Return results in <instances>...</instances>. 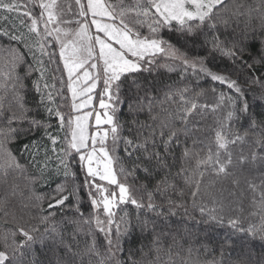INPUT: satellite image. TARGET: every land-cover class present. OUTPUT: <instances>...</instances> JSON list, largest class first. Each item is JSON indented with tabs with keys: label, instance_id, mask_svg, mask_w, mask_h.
<instances>
[{
	"label": "trees",
	"instance_id": "obj_1",
	"mask_svg": "<svg viewBox=\"0 0 264 264\" xmlns=\"http://www.w3.org/2000/svg\"><path fill=\"white\" fill-rule=\"evenodd\" d=\"M214 12V28L205 23L190 35L173 22L161 29L159 40L240 92L166 59L115 84L117 176L144 205L123 204L124 233L115 256L93 223L78 156L67 155L61 174L37 165L53 138L68 148L74 112L60 53L54 44L39 50L36 40L12 33L15 24L0 22V251L11 254L24 242L20 230L36 240L11 264H264L262 190H249V181L264 185V0H226ZM139 31L150 35L147 28ZM218 130L229 141L242 138L229 144L228 178L197 168L209 147L215 151ZM11 160L18 166L9 167ZM233 220L239 232L230 227ZM249 229L255 239L247 234L239 243Z\"/></svg>",
	"mask_w": 264,
	"mask_h": 264
},
{
	"label": "snow or ice",
	"instance_id": "obj_2",
	"mask_svg": "<svg viewBox=\"0 0 264 264\" xmlns=\"http://www.w3.org/2000/svg\"><path fill=\"white\" fill-rule=\"evenodd\" d=\"M74 4L77 6L76 15L80 18L77 20H67L63 17L65 12L63 9L59 13L56 12L58 7V0H27L30 9L32 7H38L42 9L38 18H32L30 15V10L23 13H17L22 17L30 20V26L28 28L29 32L36 35H40L39 25L42 24L43 32L45 33V38L52 35V30L49 29L48 25L53 24L55 26V31L59 33L61 31L59 24H76L77 29L74 33L64 32L63 35L74 36L71 43L63 44L60 56L64 58V68L67 69L68 80L72 84H83L88 85L89 80H92L90 87L81 88L77 92L76 88L69 85L72 99H78L81 96H88V94L95 90L97 83L100 81V75L97 74L95 77L90 74L88 70L83 71L82 76L78 77L76 80L73 78L76 76L81 69L85 68V65L93 72L98 67V64H102L101 72L106 77L104 79V94L109 92L112 87V83L120 80L122 75L128 73H137L142 70L147 71V68L142 69L139 66L140 61H145L146 64H152L154 61L152 59H147L146 57H156L158 54H164L161 52V46L167 50V55L170 59L184 63L185 57L180 56L177 51L167 44L166 41L159 40V33L161 29L166 28L175 22L179 26L177 29L181 32H186L188 34H194V29L202 27L207 23L210 27H215L211 23L212 17L215 15L214 9H217L220 5H224L226 0H73ZM20 7L16 3V0H0V11L13 13L16 9ZM65 8L67 5L64 6ZM7 19V17H4ZM90 26L94 27L95 34L90 35ZM147 28L150 35L143 37L140 34V29ZM4 33H0L3 35ZM103 37V38H102ZM10 39H15V37H10ZM95 53V54H94ZM229 55H235V53H228ZM186 68H191V64H184ZM200 71H204L205 74L213 80H218L220 83H225V78L216 76L211 72H207L205 69L201 68ZM111 82V83H110ZM229 88H235L236 92H240V88L234 83L230 82L227 85ZM118 87V85H117ZM111 95L108 99H111ZM19 100V97L16 98ZM92 98L89 97L86 103L74 105L75 111L79 112L84 107H91ZM101 109L109 107L103 102V95L101 97V102L99 103ZM196 105H191V110L185 109L181 116V122H186L185 118L192 114V111L196 109ZM243 111L247 112V105L244 106ZM59 120L63 121L65 118L56 113ZM91 113L88 115L77 116L75 121L69 119L68 124L75 126V131L71 132L69 135L71 140L68 144V148L79 153L82 149L87 148L89 136L87 135L86 122L88 121ZM105 120L101 121L100 114L95 116L96 126L103 124L112 125V117L108 115V112H104ZM229 119H232V115L229 114ZM110 131L112 133L113 142H116L117 128L111 126ZM99 135V143L102 146L101 154L104 158L108 157V153L103 151V145L105 144L109 133L103 132L94 133V136ZM176 133H171L170 138H174ZM242 140L241 137H237L229 141L222 131H217L215 134V151L209 147L208 152L202 160H198L197 168H204L208 170L211 174L217 177L228 178L233 176L231 172L232 167V157L231 153L228 151L229 144H235ZM93 145L92 155H96L95 145L96 139H91ZM55 143V141H53ZM131 146V141L127 142ZM70 154V152L68 153ZM189 153L185 152V156ZM223 157V159H222ZM11 159V158H10ZM81 160L85 157L81 156ZM255 159V158H253ZM264 162V158H261ZM246 160L238 161L239 164L247 163ZM93 163L91 157L88 158L87 175L93 178H98L100 180H106L108 184H116L117 181L115 176L110 172L109 169L105 168L103 172L94 171L91 166ZM111 163V161H109ZM14 160H11L9 167H16ZM0 171H4V168L0 166ZM121 172L123 170L121 169ZM264 179V178H262ZM237 185L238 180L234 181ZM95 187L94 185H90ZM120 188V204L131 203L137 207H144L142 204H137L134 199H126L125 194L128 189L122 185H118ZM260 188L261 194L259 199L262 204H264V185H256L249 181V190L253 193L257 192ZM96 191L103 193V189L96 188ZM200 192L199 184L196 185V192L193 193L195 197ZM109 195H115L110 193ZM64 199H67L65 197ZM64 199L58 201V204H62ZM94 207L96 201L92 202ZM114 200H109L107 196L101 195V210L107 216V223L97 221V228L100 232L104 233L107 237L111 230L113 224V217L115 215L113 211ZM58 205H51V207H56ZM154 209V205L149 203L148 210ZM123 222V218H122ZM85 223H91L90 221H85ZM230 227L236 229L237 232L240 231L239 221L233 220ZM125 228L127 224L125 223ZM117 232L119 233V226H117ZM24 238V242L17 245L11 254L0 251V264H11L18 256L23 255V250L25 248H30L33 243L36 242L32 235L27 232L20 230L18 233ZM122 234V233H119ZM251 234L252 238L255 239L256 232L249 229L239 239V243L244 242V235ZM13 235H16L13 233ZM259 240L264 242V229L259 230ZM109 244L111 241L109 240ZM119 246L117 245V248ZM95 252V245L89 247L88 253ZM75 255V254H73Z\"/></svg>",
	"mask_w": 264,
	"mask_h": 264
},
{
	"label": "rangeland",
	"instance_id": "obj_3",
	"mask_svg": "<svg viewBox=\"0 0 264 264\" xmlns=\"http://www.w3.org/2000/svg\"><path fill=\"white\" fill-rule=\"evenodd\" d=\"M45 2H47V0H45ZM16 3L19 4L20 7L18 9H16L13 13H7V12L0 11V22L5 24L6 22L9 21V22H12L13 24H15L14 25L15 29L12 31V33L14 35H16L18 38L26 39L29 36L31 39H34V41L36 40L35 41L36 43L40 44V45L38 44L39 50L41 48H42V50H44L45 45L52 46V44H54V45H56L59 53L62 51L61 46L63 44L71 43L73 41L74 36L70 35V36L66 37L65 35H63V33L64 32L74 33L75 30L77 29L76 24H63V23L59 24V27L61 29V31L59 33H57L55 31V26L53 24H49L48 27L50 30H52V35L48 36L47 38H45V33L43 32L42 24L39 25L40 35H36L34 33L29 32L28 28L30 26V20L25 18V17H22L20 15H17V13H23L25 11L30 10V15L32 16V18H38L42 9H40L38 7H32L30 9V6L28 5L27 0H19V1H16ZM65 5H67L66 8L64 7ZM35 8H37V9H35ZM61 9H63L65 12V16L63 17L64 19H67V20L80 19L76 15L77 6L74 4L73 0H58V7L56 9V12L59 13L61 11ZM4 17H7V19H4ZM8 32L11 33L10 30H8ZM89 34L90 35L95 34L94 27L90 26V33ZM171 48H173V47L171 46ZM161 52L164 54H158L156 57H146V60L152 59L154 61L153 63H156L161 59L176 61V60L169 58V56L166 54L167 50L164 48L163 45L161 46ZM177 53L180 56L185 57L183 54L179 53L178 51H177ZM61 59H62V62L64 64L65 63L64 58L61 57ZM185 63L191 64L192 68H196L199 70L201 68H203L207 72H210L207 68L200 65L198 62H196L194 60L186 58L183 64H185ZM139 66L143 69V68L148 67V64H146L145 61H140ZM101 68H102V64H98L97 69L95 70V72H93V70L89 69L87 67V65H85V68L81 69L80 72H78L76 74V76L73 78L74 80H76L78 77H81L83 71H85V70H88L90 72V74L93 75L94 77L97 74L100 75L99 83H97L95 90L90 92L88 94V96H81L80 98L73 100L72 99V93H71V90L69 87V93H70L73 112H74L73 117H72L73 122L75 121V118L77 116H80L82 118L83 116L91 113L88 121L86 122L87 135L89 136L87 148L82 149L79 153L75 152L74 150H71L70 148H63L62 149L61 145L58 143V139L53 138L52 142L55 141V143H53L52 148H50L51 150L49 151V153L42 151V153L39 154L40 155L39 158H42L43 161L41 163L37 162V165L40 166V168L50 169L51 172L54 173V175L61 174L63 170L67 169L66 162L68 160L67 159V155H69L68 153L71 152V153L76 154L78 156L79 162H80L81 166L83 167L85 174L87 176L86 190L89 194L90 201H91V203L93 201H96L95 207H94L93 203H92V206H93V223H94L97 230H98L97 221L107 223V219H108L107 216L101 210V195L107 196V198L109 200H114L113 211H114L115 215L113 217L114 222L111 226L110 232L108 233V235L106 237L104 233L100 232L99 230L98 231L104 236L109 247L111 248L112 254L115 256V255H117L118 238L124 233V223L122 222V218L124 220V216L121 213V211H123V204L119 203L120 188L118 187V185H122L123 187L128 189V192L125 194L126 199H134L135 200V197H134L132 189L129 188L128 186H126L125 185L126 182L121 181L119 179V177L117 176L118 173H117L116 165H115L114 144L112 141V133L110 131L111 126H115L117 128V123H116V118H115L116 105H115V96H114L115 95V84H116V82L112 83V87L109 89V92L107 94H104V79L106 77H104V75L102 74ZM65 70L67 73V69H65ZM67 75H68V73H67ZM92 82H93L92 80H89L88 85H83L82 83L81 84H72V82L69 81V85L72 84V87L76 88L77 92H79L81 88L90 87ZM225 83H228L226 79H225ZM102 95H103L104 104L109 106L105 109H101L99 107V103L101 102ZM109 95H111V97H112L111 99H108ZM89 97L92 98L91 107H84L79 112L75 111L74 105L86 103V101L88 100ZM46 100H47V102H50L52 100V97L50 98V96L48 95V97L46 96ZM105 111H107L108 115L112 117V125L102 123L100 126H96L95 116L97 114H100L101 121H103L106 119V117L104 116ZM56 113H55V115H56ZM59 114H60V116H63L61 113H59ZM73 131H75L74 123H73L72 128H71V132H73ZM97 132L100 133L101 135L103 134V132L109 133L108 138H107L105 144L103 145V151L108 153L107 158H104L101 154L102 146L99 143V135L94 136V133H97ZM92 138L96 139V145H95L96 155H92V152H93V145L91 142ZM70 140H71V137H69V140L67 142V146H68ZM38 149H39V147H38ZM64 155H66L65 158H64ZM81 156H84L85 159L81 160L80 159ZM89 157H91V159L93 161L91 166L93 167L94 171L103 172L105 170V168L109 169L110 172L115 176L117 183L116 184H108L106 180H100L98 178H93V177L88 176L87 175V168L89 167V165H88V158ZM109 161H111V163H109ZM7 163L10 164L9 161ZM90 185H94L95 187H92ZM96 188L103 189L104 190L103 193L101 194V193L97 192ZM110 193L115 194V195L114 196L109 195ZM117 226H119V233H122V234H119L117 232ZM109 240L111 241V244H109Z\"/></svg>",
	"mask_w": 264,
	"mask_h": 264
}]
</instances>
